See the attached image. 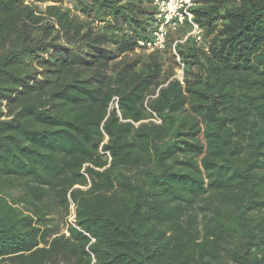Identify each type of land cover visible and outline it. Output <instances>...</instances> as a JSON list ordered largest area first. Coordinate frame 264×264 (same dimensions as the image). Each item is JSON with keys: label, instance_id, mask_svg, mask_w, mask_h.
<instances>
[{"label": "trees", "instance_id": "16d2710c", "mask_svg": "<svg viewBox=\"0 0 264 264\" xmlns=\"http://www.w3.org/2000/svg\"><path fill=\"white\" fill-rule=\"evenodd\" d=\"M64 1L0 0V264H264V0L151 53L153 0Z\"/></svg>", "mask_w": 264, "mask_h": 264}, {"label": "built area", "instance_id": "2783aa9c", "mask_svg": "<svg viewBox=\"0 0 264 264\" xmlns=\"http://www.w3.org/2000/svg\"><path fill=\"white\" fill-rule=\"evenodd\" d=\"M194 6L193 0H153L152 7L154 9V15L147 27L148 40L138 41L136 53L139 51H144L145 53L154 51L162 52L166 47L169 35L181 29H187L188 32L182 40H176L174 42L172 46L173 52L175 44L183 43L189 36L198 45L202 44L203 31L193 21L191 12ZM180 67L182 68V65ZM178 71L179 75L176 74L175 78L181 81L182 71L181 69ZM152 121L156 124L160 122L157 119H153ZM73 210L74 207L71 206L70 223L74 219Z\"/></svg>", "mask_w": 264, "mask_h": 264}, {"label": "rangeland", "instance_id": "374dc122", "mask_svg": "<svg viewBox=\"0 0 264 264\" xmlns=\"http://www.w3.org/2000/svg\"><path fill=\"white\" fill-rule=\"evenodd\" d=\"M28 1H29V0H28ZM64 6H65V7H71V4H70L69 0H65V1H64ZM39 8L43 9V8H44V5H40ZM185 31L188 32V30H186V29H185ZM174 40H175V38H174ZM175 41H176V40H175ZM141 54H142V53H141ZM141 54H140V55H141ZM176 74L179 75V71H178L177 69H176ZM68 222H69V221H68ZM56 223L60 225V218H59L58 216H57V219H56ZM61 229H62L61 231L64 230V229L62 228V226H61Z\"/></svg>", "mask_w": 264, "mask_h": 264}]
</instances>
